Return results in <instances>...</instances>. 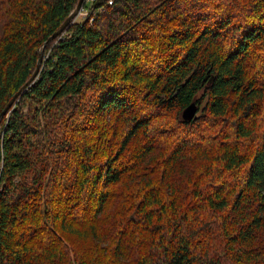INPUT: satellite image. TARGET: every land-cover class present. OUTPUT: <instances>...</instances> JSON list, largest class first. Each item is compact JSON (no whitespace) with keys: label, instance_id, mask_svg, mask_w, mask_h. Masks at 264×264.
<instances>
[{"label":"trees","instance_id":"obj_1","mask_svg":"<svg viewBox=\"0 0 264 264\" xmlns=\"http://www.w3.org/2000/svg\"><path fill=\"white\" fill-rule=\"evenodd\" d=\"M79 1L0 0V116ZM88 11L0 121V264H264V0Z\"/></svg>","mask_w":264,"mask_h":264},{"label":"water","instance_id":"obj_2","mask_svg":"<svg viewBox=\"0 0 264 264\" xmlns=\"http://www.w3.org/2000/svg\"><path fill=\"white\" fill-rule=\"evenodd\" d=\"M83 6H84V0H80L75 11L69 16V18L64 22V24L53 34V36L50 37L49 40L44 43V45L42 46V48L40 50L39 61H38L37 68H36L33 76L27 82V84L20 90V92L11 100L9 105L6 107V109L1 114L0 121L2 120L3 116H5L9 112V110L12 108V106H13L14 102L16 101V99L18 98V96L24 90H26L28 87H30L33 84V82L38 78V76L42 70L43 63H44V51H45V48L47 47V45L50 44L52 41L56 40L59 36H61L63 34V32L66 30V28L73 21H75L77 19V17L81 14V10H82ZM197 113H198V106L196 103H192L183 111V114H182L183 120L184 121H191L193 119H196ZM0 158H1V146H0Z\"/></svg>","mask_w":264,"mask_h":264},{"label":"built area","instance_id":"obj_3","mask_svg":"<svg viewBox=\"0 0 264 264\" xmlns=\"http://www.w3.org/2000/svg\"><path fill=\"white\" fill-rule=\"evenodd\" d=\"M96 1H97V0H84V6H83V8H82V10H81V15H83V17H86V16L88 15V13L85 12V11H86V10H85V6H86V5H87V6H90L91 4H94ZM110 4H112V2H110ZM94 20H95V18L93 17V18L91 19V24L94 22Z\"/></svg>","mask_w":264,"mask_h":264},{"label":"rangeland","instance_id":"obj_4","mask_svg":"<svg viewBox=\"0 0 264 264\" xmlns=\"http://www.w3.org/2000/svg\"><path fill=\"white\" fill-rule=\"evenodd\" d=\"M89 8H90V6L86 7V8H85V10H86L85 12L88 13V12H89V11H88ZM83 18H84L83 15L80 14V15L77 17L76 21L80 22V21L83 20ZM70 249H72V248L70 247Z\"/></svg>","mask_w":264,"mask_h":264}]
</instances>
